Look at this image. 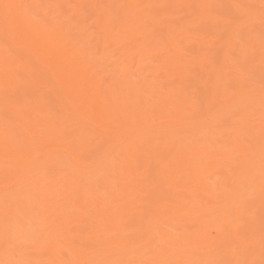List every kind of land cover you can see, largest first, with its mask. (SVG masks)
<instances>
[{"label":"bare ground","instance_id":"1","mask_svg":"<svg viewBox=\"0 0 264 264\" xmlns=\"http://www.w3.org/2000/svg\"><path fill=\"white\" fill-rule=\"evenodd\" d=\"M0 264H264V0H0Z\"/></svg>","mask_w":264,"mask_h":264}]
</instances>
